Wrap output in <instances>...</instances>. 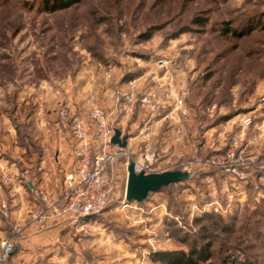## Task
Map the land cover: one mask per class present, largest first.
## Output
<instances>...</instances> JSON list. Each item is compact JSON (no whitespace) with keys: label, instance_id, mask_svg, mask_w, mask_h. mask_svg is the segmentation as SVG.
Here are the masks:
<instances>
[{"label":"rangeland","instance_id":"rangeland-1","mask_svg":"<svg viewBox=\"0 0 264 264\" xmlns=\"http://www.w3.org/2000/svg\"><path fill=\"white\" fill-rule=\"evenodd\" d=\"M214 1L216 3L213 0H85L70 11L51 15L39 13L37 6L31 9L32 2L0 0V64L8 65L5 60H11L17 70L16 87L19 89L29 86L30 77L34 75L35 78L36 73L62 77L77 69H86L91 65L82 66L87 60L102 66L106 64L104 57L107 63L119 58L133 61L134 57L142 56L143 59L155 56V60L160 61L166 56L163 53L159 57L154 55L155 46L161 43L166 49L173 42L178 43L174 54L175 59H180L177 70L185 68L186 60L193 61L192 72L190 76L187 74V85L182 90L187 107L193 110L190 120L194 125L193 139L200 138L202 126L211 128L221 117L235 113L229 125L228 122L221 123L216 131H208L205 144L198 139L191 142L190 149L184 154L173 153V150L167 154L158 153L160 169L157 172L182 171L183 164H191L196 175L189 182L150 194L142 205L128 204L125 199L127 179L121 160L136 161L126 150L128 158H119L112 168L115 190L108 206L100 215L91 217L95 221L93 231L91 228L84 231L87 234L93 232L95 236L89 238V245L91 242L94 245L90 247L96 257L95 264H153L152 256L157 252L189 251L194 241L203 235V228L208 230L209 241L213 244L214 264H223L227 259L229 264L233 260L236 264L244 263L247 259L252 264H264V173L258 174L254 170L252 176L261 175L262 186L255 180V192L249 193L237 207L222 213L212 209L203 212L212 203L210 193L219 188L214 179L206 180L203 176L216 171H203L196 161L224 154L227 151L224 152V148L232 142L231 135L242 132L241 119L245 116L252 117L256 124L262 123L264 118L262 79L257 80V87L251 94L243 92L244 81L230 89L227 86L231 82L225 81L228 73L238 70L240 75H247L246 70L251 68L256 70L258 77L263 67L256 64L246 68L243 60L252 57L264 61V29L240 40L222 37L217 32L222 29L219 24L223 21H232L239 26L252 15L258 17L264 12V0ZM205 9H213L215 13H203ZM193 15L208 18V27L191 25ZM155 25H159L161 31L154 33L149 42H141L139 35ZM188 26L192 32L168 41V36ZM204 57L223 60L206 71L208 63L199 60ZM56 58L62 61L61 64L55 62ZM128 66L133 67L132 62ZM219 73L224 76L221 83L213 79L207 83L210 75ZM197 78H202L209 89L215 90V98L219 97L206 108L201 106L202 98H193L191 92ZM244 79L247 81V77ZM250 130L245 134L252 133L258 142L256 148L247 149L257 161L263 160V131ZM150 151L154 150L143 149L140 153L148 155ZM218 193L222 196L220 191ZM222 204L225 208L226 203Z\"/></svg>","mask_w":264,"mask_h":264},{"label":"crops","instance_id":"crops-1","mask_svg":"<svg viewBox=\"0 0 264 264\" xmlns=\"http://www.w3.org/2000/svg\"><path fill=\"white\" fill-rule=\"evenodd\" d=\"M176 46L178 43L173 42L166 49L161 43L156 45L154 55L159 57L163 53L166 56L160 61H156L155 56L150 59L134 57L133 61L119 58L102 66L87 60L82 66L91 65L86 69H77L62 77L49 75L36 81L32 75L30 85L22 89L16 87L18 77L11 84L0 86V204L6 205L4 213L0 212V237H10L15 241V251L4 264H95L96 257L92 252L93 247H90L94 245L92 242L89 245V238L95 236L93 232H84L89 228L93 231V218L49 221L44 230L29 225L31 210L37 204L34 191L42 189L53 195H62L65 177L77 168L78 159L74 150L78 142L70 129L60 127L58 113L61 109H66L70 116L77 115L84 120L86 143L90 144L93 157L100 150L94 130L88 126L89 110L95 104L109 113L110 123L115 130H121L122 136H129L125 150L139 161L143 158L144 154L140 153L143 149L152 148L166 154L173 150V153L184 154L186 149H190L192 141L199 139L205 144L208 131L221 127V124L208 129L202 126L199 128L200 138L193 139L194 125L190 122L193 110L187 107L186 101L187 114L173 107L154 116L146 115L139 108L132 116L119 114L116 105L119 92L144 93L164 86L171 88L172 106L179 95L186 99L182 90L187 85V76L192 72L193 61L186 60L185 68L177 70L180 59L174 57ZM131 62L133 67L128 66ZM11 90L14 91L11 93ZM122 102L126 103V100ZM31 119H34L33 141L24 138L20 143L17 126L29 123ZM147 126H151L148 136L145 131ZM252 128L263 131L264 136V118L262 123L253 122L250 131ZM251 134L239 132L231 136L232 140L243 136V146L256 148L257 142L253 141L255 137ZM230 145L224 148V152ZM121 163L127 179V161L122 159ZM203 176L206 180L214 179L218 184L219 190L213 189V193H210L211 202L230 201L232 208L241 204L257 188L256 176H252L248 183L234 182L218 171ZM6 178L12 181L6 182ZM217 190L222 196L217 194ZM18 222L27 225L21 235L14 233V225ZM82 239H86L85 242Z\"/></svg>","mask_w":264,"mask_h":264},{"label":"built area","instance_id":"built-area-1","mask_svg":"<svg viewBox=\"0 0 264 264\" xmlns=\"http://www.w3.org/2000/svg\"><path fill=\"white\" fill-rule=\"evenodd\" d=\"M126 100L123 103L122 100ZM171 88L164 86L153 88L144 93L134 91L117 93V109L119 114L132 116L139 108L148 116L167 111L171 107L179 109L183 114L185 110V99L179 95L171 105ZM59 125L62 129H70L73 137L78 142L74 155L78 159L75 172L69 173L64 180V192L62 195H53L42 189H36V206L31 210L29 225H35L39 230H44L49 221H56L62 218H69L81 221L89 217L100 215L108 206L110 197L115 190L113 182L112 168L115 162L121 157H127L125 149L111 143L115 127L110 123L109 113L98 105H93L88 114V126L94 130L95 136L100 143V150L95 157L92 155L90 144L86 143V123L77 115L70 116L66 109H61L58 113ZM253 124L252 117L245 116L241 119V131L246 133ZM146 135L151 131V126H147ZM243 136L232 140L230 147L224 154L212 155L210 157L199 158L196 163L203 171H218L234 182L248 183L256 169L257 173H264V159L257 161V157L250 154L247 147L242 146ZM258 142V138L253 139ZM126 164V168L131 162L135 164L137 174L162 173L158 167L159 154L156 150L150 151L148 155H143L142 161L136 160ZM162 166V165H161ZM256 167V168H255ZM182 171L196 175L195 167L191 164L184 165ZM10 183L11 178H6ZM233 203L228 201L226 207L220 201H214L204 208L214 210L216 213L232 210ZM6 210L4 203L0 204V212ZM26 224L18 222L14 225V233L21 235L26 228ZM15 251V241L10 237H0V264H4L7 258Z\"/></svg>","mask_w":264,"mask_h":264},{"label":"trees","instance_id":"trees-1","mask_svg":"<svg viewBox=\"0 0 264 264\" xmlns=\"http://www.w3.org/2000/svg\"><path fill=\"white\" fill-rule=\"evenodd\" d=\"M25 1L34 3L30 5V8L33 9L34 7L37 6V10L41 14L55 15L61 12L70 11L71 9L81 5L85 0H25ZM213 2L216 3V1L214 0ZM202 12L209 15L215 13L213 9H205ZM190 23L193 26L207 28L210 23V20L208 18L195 17L193 15ZM219 26L222 28V29H217L219 35L225 38L240 40L245 38L246 36L253 34L259 29H264V12L260 14L258 17H256L255 15L248 17L247 20L239 26L233 24L232 21H223L221 24H219ZM189 28H190L189 26L184 27L183 29H180L178 32L168 36V41L176 39L177 36L180 34L192 32V30ZM160 31H161V27H159V25H155L153 27H150L149 31L140 34L139 39L141 42H149L154 37V33H158ZM141 58L144 57L142 56ZM5 59L6 58H4V60ZM245 59L246 60H243L244 62L243 65H245L246 68L248 67V65L251 66H254L256 64L261 65L263 67L260 70L261 74L259 73L257 77L256 70L252 68L246 70L245 68L247 75H240L237 70L236 71L237 73H228V75H226L225 81L231 82L230 86H227L229 89L235 86H239L240 82L244 81L243 92L246 94L247 93L251 94L255 91V88L257 87L258 84L257 80L262 79L264 81V61L260 59H254L252 57ZM103 60H104L103 62L107 64L106 57H104ZM199 60L202 63H206V62L208 63L205 67L206 68L205 70L207 71L213 65L219 64L223 59L219 57L213 59H207L206 57H204ZM5 61H7L9 64L8 65L0 64V86L2 87L8 85L11 82H14L18 77L16 73L17 72L16 68L14 67V65H12V63H10L11 60L8 58ZM58 61H59L58 64H61L62 61L56 58L55 62ZM3 69H7L5 70V72L8 71L7 74L3 71ZM4 73L6 74V76L3 75ZM47 77H49V75L45 72H42V73H36L34 79L38 81ZM223 77H224L223 74L220 73L217 75L213 74L210 75V78H208L206 81L208 83V81L213 79L215 80V82L219 81L221 83V79ZM245 77H247V81L244 79ZM192 85H193V89L191 92L193 94V98L197 96L199 98H202L201 106H204L206 108L212 105L215 100L218 101L219 97L215 98L213 96L215 94V90H213V88L209 89V86H207L202 82V78H197ZM214 87L218 88V85L217 86L214 85ZM234 118H235V113H232L231 115L223 116L217 121V123H215L212 126H217L221 123H227L233 120ZM17 127L20 135V143H23L24 138H29L30 141H33L32 135L34 132V119H31L29 123H24L22 125L18 124ZM261 177H262L261 175L258 176L256 175L255 177V180H258L257 182L258 184H260V186H262ZM193 178H195V176ZM171 186L173 185H170L168 188H170ZM168 188H164V189H168ZM202 233L203 235L200 237V239L194 241V244L189 249V251L181 250V251L157 252L152 256L153 264H214L212 262L213 244L211 241H209L210 237L208 230L206 228H203ZM236 263L237 261L235 260L231 262V264H236ZM223 264H229V260L228 259L225 260ZM240 264H252V262H250L249 259H247L244 261V263H240Z\"/></svg>","mask_w":264,"mask_h":264},{"label":"water","instance_id":"water-1","mask_svg":"<svg viewBox=\"0 0 264 264\" xmlns=\"http://www.w3.org/2000/svg\"><path fill=\"white\" fill-rule=\"evenodd\" d=\"M129 136H122V131L116 129L112 137L111 143L122 149L127 148ZM128 178L126 186L125 199L128 204L136 202L140 205L148 199L150 194L160 192L170 185H177L190 181L194 175L185 171H165L162 173L145 174L144 172L137 174L135 172V164L131 162L128 166Z\"/></svg>","mask_w":264,"mask_h":264}]
</instances>
